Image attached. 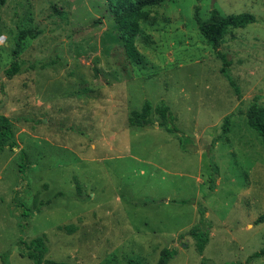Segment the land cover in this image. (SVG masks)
<instances>
[{
	"label": "rangeland",
	"instance_id": "1",
	"mask_svg": "<svg viewBox=\"0 0 264 264\" xmlns=\"http://www.w3.org/2000/svg\"><path fill=\"white\" fill-rule=\"evenodd\" d=\"M113 2L5 0L0 7V113L11 118L17 142L0 151V264L1 255L6 264H33L18 238L40 234L45 257L67 264H155L165 246L177 251L168 264H264V256L245 261L264 245V221L255 222L264 213V142L246 122L253 102L264 106V0L144 7L134 42L139 63L125 55ZM195 6L201 19L211 8L255 17L218 45L239 96L197 29ZM18 29L40 31L23 40L20 57L57 55L61 64L7 78ZM145 100L167 104L194 148H181L180 133L159 127L155 113L150 125L129 126L127 115ZM195 224L208 234L201 253L188 234Z\"/></svg>",
	"mask_w": 264,
	"mask_h": 264
},
{
	"label": "trees",
	"instance_id": "2",
	"mask_svg": "<svg viewBox=\"0 0 264 264\" xmlns=\"http://www.w3.org/2000/svg\"><path fill=\"white\" fill-rule=\"evenodd\" d=\"M5 0H0V7ZM163 0H115L111 4V13L113 15L116 28L119 32V37L122 42L124 52L129 61L133 63H139L142 61V56L136 50L135 37L141 31V22L148 17V11L144 9L146 6L157 5ZM59 14L63 12L58 11ZM194 19L197 24V29L203 36L205 41L211 46L213 52L221 60L219 67L220 74L227 80L228 84L232 88L235 95H240V89L236 84V81L229 72L228 66L231 61L226 52L218 49V45L223 36L231 28L243 27L255 20L253 14L249 12L233 13L228 15H222L216 8H211L209 16L206 19H201L197 12V7L194 8ZM40 31L38 29H18L14 34V45L10 52L12 60L8 66L4 69V75L7 78H11L15 75L23 73L29 70L44 69L50 67L56 63L61 64L58 56H47L42 60L30 61L20 57L23 40L26 37L35 38ZM3 90V85L0 86ZM3 100L0 101V109L3 104ZM155 113L159 119L158 126L168 133L177 134L180 133L178 138L181 148H194L191 144H186L184 135L180 131L175 122V115L172 113L170 107L162 101L152 107L149 100H145L140 109H132L127 115V124L132 127L141 128L151 124V115ZM246 122L249 128L255 131L260 140L264 142V106L253 102L246 111ZM230 115L227 114L223 118L222 133H227L229 130ZM188 143V142H187ZM214 144L212 140L210 146ZM17 146V142L14 139V132L12 126V120L10 117L3 113H0V151L5 147L12 148ZM209 152H210V148ZM20 164L19 170L23 171L24 162L26 159V152L20 149ZM214 178L209 177L208 188L213 186ZM175 201V200H172ZM193 199H180L179 203L193 202ZM200 216L203 215L201 208L198 209ZM26 216V215H25ZM264 221V213L257 216L255 222ZM188 234L195 239L196 250L201 253L205 244L208 241L207 230H202L197 224L189 228ZM44 234L36 235L29 240H25L23 237L18 238V242L25 249L26 256L33 262V264H67L65 261L55 260L45 257L46 245ZM177 251L174 247H162L159 250L157 260L155 264H168L169 260L176 255ZM264 256V245L259 249L250 253L245 261H251L253 258ZM2 264H6L4 256L1 255ZM128 264H143L140 260L129 259ZM225 264H231L226 262Z\"/></svg>",
	"mask_w": 264,
	"mask_h": 264
}]
</instances>
